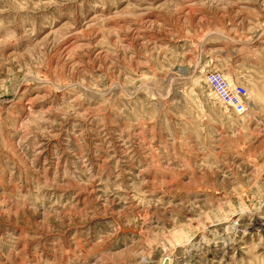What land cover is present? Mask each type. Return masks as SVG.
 Here are the masks:
<instances>
[{"label":"rangeland","instance_id":"1","mask_svg":"<svg viewBox=\"0 0 264 264\" xmlns=\"http://www.w3.org/2000/svg\"><path fill=\"white\" fill-rule=\"evenodd\" d=\"M166 257L264 264V0H0V264Z\"/></svg>","mask_w":264,"mask_h":264},{"label":"built area","instance_id":"2","mask_svg":"<svg viewBox=\"0 0 264 264\" xmlns=\"http://www.w3.org/2000/svg\"><path fill=\"white\" fill-rule=\"evenodd\" d=\"M206 82L222 104L231 107L234 112L240 115L248 112L249 93L244 84L230 82L220 71L208 72Z\"/></svg>","mask_w":264,"mask_h":264},{"label":"bare ground","instance_id":"3","mask_svg":"<svg viewBox=\"0 0 264 264\" xmlns=\"http://www.w3.org/2000/svg\"><path fill=\"white\" fill-rule=\"evenodd\" d=\"M169 260H170V261H169ZM165 261H167V263L170 264L171 259L166 257V259L164 258L163 263H164Z\"/></svg>","mask_w":264,"mask_h":264},{"label":"water","instance_id":"4","mask_svg":"<svg viewBox=\"0 0 264 264\" xmlns=\"http://www.w3.org/2000/svg\"><path fill=\"white\" fill-rule=\"evenodd\" d=\"M163 264H168L167 261H165Z\"/></svg>","mask_w":264,"mask_h":264}]
</instances>
